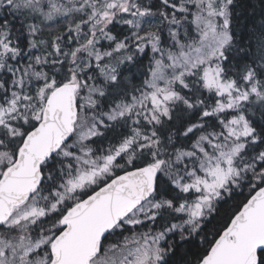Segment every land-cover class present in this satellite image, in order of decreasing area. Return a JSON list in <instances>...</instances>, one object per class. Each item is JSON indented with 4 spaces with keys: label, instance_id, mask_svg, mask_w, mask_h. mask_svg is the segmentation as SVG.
Here are the masks:
<instances>
[{
    "label": "snow or ice",
    "instance_id": "6c2138e0",
    "mask_svg": "<svg viewBox=\"0 0 264 264\" xmlns=\"http://www.w3.org/2000/svg\"><path fill=\"white\" fill-rule=\"evenodd\" d=\"M0 264H264V0H0Z\"/></svg>",
    "mask_w": 264,
    "mask_h": 264
}]
</instances>
